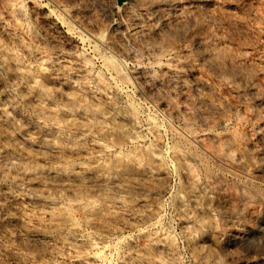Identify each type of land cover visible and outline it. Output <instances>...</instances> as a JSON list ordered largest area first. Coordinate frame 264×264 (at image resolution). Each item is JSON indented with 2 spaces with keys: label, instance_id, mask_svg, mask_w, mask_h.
Returning <instances> with one entry per match:
<instances>
[{
  "label": "rangeland",
  "instance_id": "374dc122",
  "mask_svg": "<svg viewBox=\"0 0 264 264\" xmlns=\"http://www.w3.org/2000/svg\"><path fill=\"white\" fill-rule=\"evenodd\" d=\"M263 219L264 0H0V264H264Z\"/></svg>",
  "mask_w": 264,
  "mask_h": 264
},
{
  "label": "bare ground",
  "instance_id": "6f19581e",
  "mask_svg": "<svg viewBox=\"0 0 264 264\" xmlns=\"http://www.w3.org/2000/svg\"><path fill=\"white\" fill-rule=\"evenodd\" d=\"M53 15H54V14H53ZM58 15H59V14H58ZM61 17H62V16H60V18H61ZM132 17H133V16H132ZM132 17H131V18H132ZM60 18H59V19H60ZM135 18H136V17H135ZM132 19H134V18H132ZM130 20H131V19H130ZM139 20H140V19H139ZM151 20H152V19H151ZM164 20H165V19H164ZM134 21H135V20H134ZM134 21L132 20V22H134ZM137 21H138V20H137ZM165 21H167V20H165ZM169 21H170V20H169ZM141 22H142V21H141ZM160 22H162V21H160ZM129 23H130V22H129ZM138 23H139V21H138ZM138 23H137V24H138ZM70 24H71V23H70ZM142 24H143V23H142ZM152 24H153V23H152ZM158 24H160V23H158ZM165 24H166V23H165ZM120 25H121V24H120ZM127 25H128V24H127ZM130 25H131V24H130ZM133 25H134V24H133ZM135 25H136V24H135ZM168 25H169V24H168ZM170 25H171V24H170ZM170 25H169V26H170ZM122 26H124V25H122ZM139 26H141V24H140ZM163 26H164V25H163ZM165 26H166V25H165ZM169 26H168V27H169ZM70 27H71V26H70ZM70 27H68V28H70ZM132 27H134V26L131 25V28H132ZM135 27H136V26H135ZM142 27H143V26H142ZM72 28H74V27H72ZM122 28H123V27H122ZM128 28H129V27H128ZM136 28H137V29L135 30V32L138 30V31H140V32H139L140 34H141V32H142L143 30H145V29H142L141 27L138 28V26H137ZM144 28H145V27H144ZM163 28H164V27H163ZM163 28H162V30H163ZM74 29H75V28H74ZM125 29H126V28H125ZM132 29H133V28H132ZM168 29H169V28H168ZM168 29H167V27H166V29H164V32H163V31H161V32H163V33H167L166 30H168ZM170 29H171V28H170ZM69 30H70V29H69ZM75 30H78V29H75ZM128 30H129V29H128ZM141 30H142V31H141ZM66 31H67V29H66ZM78 31H79V30H78ZM165 31H166V32H165ZM168 31L170 32V30H168ZM143 32H146V31H143ZM161 32H159V33H161ZM66 33H67V32H66ZM69 33H70V32H69ZM123 33H124V32H123ZM126 33H128V32H126ZM129 33H130V32H129ZM132 33H133V35H135L134 32H132ZM159 33H158V34H159ZM74 34H75V33H74ZM136 34H137V33H136ZM79 35H80V33H78V36H79ZM82 35H83V38L88 42V44H90V43H97V44H98V43H102V41L104 40V38H103V40H102V35H101L100 33H99V34H94V33H91V32H88V33L84 32V33H83V31H82ZM161 36H163V35H161ZM134 37H136V36H134ZM104 41H105V40H104ZM107 41H108V40H107ZM105 42H106V41H105ZM103 43H104V42H103ZM105 44H107V43H105ZM105 44H104V45H105ZM90 45H91V44H90ZM93 45H94V44H93ZM101 45H102V44H101ZM94 46H95V45H94ZM105 46H106V45H105ZM108 46H109V45H108ZM92 47H93V46H92ZM94 48H95V47H94ZM102 48H103V47H102ZM108 48H109V47H108ZM96 50H97V48H96ZM93 51H94V50H93ZM87 52H88V51H87ZM90 52H91V51H90ZM103 52H104V51H103ZM87 54H88V53H87ZM87 54H85V55L87 56ZM94 55H95V53H94ZM94 55H93V57H95ZM106 55H107V54H106ZM91 56H92V55H91ZM91 56H90V57H91ZM97 56L99 57V55H97ZM97 56H96V57H97ZM100 56H101V55H100ZM108 56H109V54H108ZM87 57H88V56H87ZM90 57H89V59H92V58H90ZM96 57H95V58H96ZM98 57H97V58H98ZM102 57H103V59H104V57H107V56H103V54H102L101 59H102ZM110 57H111V56H110ZM110 57H109V58H110ZM116 57H117V56H115L113 60L111 59V61L107 60L108 58H107V59L105 58V60H106L107 62H109V63H107V65H108L109 69L112 71V72H111V71L109 70L110 73H112V75L117 79V81L121 82V84H122V80L124 81L126 77H127V78H129V77H128V75L126 76V73H127V72L125 73V70L122 69V68H123V65H122L123 63H122V61H121L120 59H116ZM85 58H86V57H85ZM97 58H96V59H97ZM117 58H118V57H117ZM89 59H88V60H89ZM174 59H175V58H174ZM88 60H86V62H87ZM105 60H104V61H105ZM179 60H182V59H179ZM179 60L176 58L173 62L170 61V60H169V61L172 62L171 64H174V63H175V64L177 65L178 63H180ZM92 61H93V59H92ZM96 61H97V60H96ZM106 61H105V62H106ZM55 62H56V61H55ZM93 62H94V61H93ZM170 62H167V64H169ZM53 63H54V62H53ZM56 63H57V62H56ZM87 63H88V62H87ZM103 64H105V63L103 62ZM171 64H169V67H170ZM58 65H59V64H58ZM60 65H62V63H60ZM64 65H65V64H64ZM64 65H63V66H64ZM124 66H125V68H126V66H127V70L129 69V68H128L129 66H128L127 62H126V64H125ZM167 66H168V65H167ZM174 66H175V65H174ZM178 66H179V65H178ZM172 67H173V66H172ZM179 67H180V66H179ZM179 67H178V68H179ZM181 67H182V66H181ZM100 68H101V67H100ZM104 68H105V66H104ZM167 68H168V67H167ZM175 68H176V66H175ZM105 69H106V68H105ZM107 69H108V68H107ZM165 69H166V68H165ZM173 69H174V68H173ZM103 70H104V69H103ZM127 70H126V71H127ZM129 70H130V69H129ZM169 70H170V69H169ZM106 71H107V70H106ZM167 71H168V70H167ZM167 71H166V72H167ZM170 71H172V70H170ZM129 72H130V71H129ZM129 72H128V73H129ZM141 72H142V71H141ZM149 72H150V71H149ZM149 72H148V73H149ZM166 72H165V73H166ZM105 73H106V72H105ZM128 73H127V74H128ZM170 73H173V72H170ZM170 73H169V74H170ZM97 74H98V73H97ZM97 74H96V75H97ZM143 74H145V73H143ZM169 74H168V76H169ZM104 75H105V74H104ZM171 75H172V74H171ZM145 76H146V74H145ZM166 76H167V75H166ZM98 77H100V76H98ZM105 77H106V75H105ZM107 77H108V75H107ZM114 77H113V78H114ZM140 77H142V76H140ZM172 77H173V76H172ZM101 78H103V77L101 76ZM101 78H98V79H100V80H99L100 83H101V82L103 83V81H104V83L107 82L106 79H105V80H106V81H105L104 78H103V79H101ZM169 78H170V77H169ZM107 79H108V78H107ZM145 79H146V78L144 77L143 80L145 81ZM170 79H171V78H170ZM109 80H110V79H109ZM113 80H114V79H113ZM127 80H129V79H127ZM143 80H142V81H143ZM149 80H150V79H149ZM151 80H152V79H151ZM115 81H116V80H115ZM130 81H131V80H129V83H131ZM81 83H82V81L79 82V84H81ZM102 83H101V85L98 83V84L100 85V87H101V86L103 87L104 83H103V84H102ZM123 83H124V82H123ZM140 83H141V82H140ZM115 84H116V82H115ZM115 84H114V85H115ZM121 84H120V85H121ZM125 84H126V83H125ZM131 84H132V83H131ZM138 84H139V82H138ZM146 84H147V82H146ZM111 85H112V84H111ZM126 85H127V84H126ZM140 85H141V84H140ZM197 85H198V84H197ZM84 86H85V85H84ZM84 86L82 85V87L80 86V88L82 89V88H84ZM87 86H88V85H86L85 88H86ZM138 86H139V85H138ZM138 86H137V87H138ZM207 86H208V84H207L205 81L200 80V87H205V88H206ZM112 87H113V85H112ZM120 87H122V86H120ZM120 87H119V88H120ZM135 87H136V85H135ZM141 87H142V86H141ZM208 87H209V86H208ZM109 88H110V87H109ZM115 88H116V87H115ZM138 88H139V87H138ZM87 89H88V87H87ZM117 89H118V88H117ZM125 89H126V88H124V90H125ZM128 89H130V88H128ZM135 89H136V88H135ZM88 90H89V89H88ZM92 90H93V89H92ZM94 90H95V89H94ZM94 90H93V92H94ZM108 90H109V89H108ZM110 90H111V88H110ZM119 90H120V89H119ZM126 90H127V89H126ZM126 90H125V91H126ZM137 90H138V89H137ZM97 91H98L99 93H97L96 91H95L96 93H95V92H94V93L92 92V93H93V96H94V94H96L97 97H101V98L105 99V102H107V103H109V104H115L114 107L116 106V102H115L113 99H111V97H113V96L115 97V95H113V96H111V97L108 96V95L116 94V93H111V94H110V93H108V94L102 93V91L104 92L103 88H102L100 91H99V89L97 88ZM106 91H107V90H106ZM131 91H132V90H131ZM133 91H134V90H133ZM133 91H132V92H133ZM89 92H90V91H89ZM109 92H110V91H109ZM121 92H122V91H121ZM125 93H126V92H125ZM135 93H136V90H135ZM135 93H134V94H135ZM117 94H118V93H117ZM128 94H129V93H128ZM128 94L126 93V95H128ZM119 95H120V94H119ZM119 95H118V96H119ZM128 96H131V95L129 94ZM128 96H127V97H128ZM133 96H135V95H132V97H133ZM101 98H100V99H101ZM121 98H122V97H121ZM121 98L118 97V99H120V100H121ZM124 98H125V97H124ZM115 99H116V98H115ZM126 99H127V98H126ZM124 100H125V99H123V101H124ZM129 100H130V99H129ZM132 100H133V99H132ZM130 101H131V100H130ZM130 101H129V103H130ZM105 102H104V103H105ZM117 102H118V101H117ZM119 102H120V101H119ZM127 102H128V100H127ZM131 103H132V101H131ZM131 103H130L129 105H131ZM133 104H134V103H133ZM133 104L131 105L132 108L134 107ZM106 105H107V104H106ZM126 105H127V104H126ZM112 106H113V105H112ZM117 106H118V105H117ZM120 106H121V105L119 104V107H120ZM136 106L138 107V105H136ZM114 107H113V108H114ZM127 107H128V106H127ZM134 108H135V107H134ZM134 108H133V109H134ZM133 109H132V110H133ZM136 109H137V108H136ZM118 110H119V109H118ZM121 110H122V109H121ZM121 110H120V111H121ZM129 110H131V109H129ZM134 110H135V109H134ZM137 111H139V110H137ZM126 112H127V111H126ZM126 112H125V114H126ZM128 112H129V111H128ZM128 112H127V117H129V119H131V121H132V120H136L135 118L139 117V116L135 117V116H136V115H135L136 113L133 114V116H131V114H128ZM133 112H134V111H133ZM122 113H123V112H122ZM128 115H129V116H128ZM134 115H135V116H134ZM130 116H131V117H130ZM127 117L124 116V118H127ZM153 117H154V116H153ZM153 117H152V118H153ZM148 118H149V117H148ZM154 118H155V117H154ZM127 119H128V118H127ZM138 120H140V119L138 118ZM138 120H136V121L138 122ZM148 121H150V120H148ZM151 121H152V120H151ZM151 121H150V122H151ZM153 121H154V123H155V119H153ZM133 122H134V121H133ZM154 123H153L152 125H154ZM156 123H157V120H156ZM136 124L139 125V122L136 123ZM140 124H141V120H140ZM145 124H147V123H145ZM158 124H159V122H158ZM160 124H161V123H160ZM160 124H159V125H160ZM148 125H149V122H148ZM148 125H147V126H148ZM155 125H156V124H155ZM159 125H156V126H159ZM147 126H146V127H147ZM150 126H151V125H150ZM150 126H149V127H150ZM153 127H154V126H153ZM161 127H162V125H161ZM147 128H148V127H147ZM163 128H164V127H163ZM151 129H154V128H151ZM159 129H160V127H159ZM174 129H175V127H174ZM149 130H150V129H149ZM154 130H155V129H154ZM154 130H153V131H154ZM176 130H177V132H178V129H175L174 131H176ZM156 131H158V129H157ZM156 131H155V132H156ZM182 131H183V129H182ZM182 131H181V133H182ZM160 132H161V129H160ZM172 132H173V131H172ZM184 132H185V130L183 131V133H184ZM187 132H188V131H187ZM178 133H179V132H178ZM183 133H182V134H183ZM186 134L191 135L190 133H186ZM182 136H183V135H182ZM175 137H176V136H175ZM189 137H190V136H189ZM176 138H179V137H176ZM182 139H183V138H182ZM182 139L179 138V140H178V139H175V140L180 141V140H182ZM192 140H193V139H192ZM194 140H195V139H194ZM196 141H197V140H196ZM186 144H187V142H186ZM192 145H193V144H192ZM230 145H231V144H230ZM227 148H228V147H227ZM175 149H176V148H175ZM177 149L179 150L180 147H179V148L177 147ZM228 149L230 150V149H232V147L229 146ZM182 150H183V149H182ZM182 150H181V151H182ZM185 150H186V149H185ZM179 151H180V150H179ZM230 151H231V150H230ZM223 152H225V150H224ZM225 153H226V155H231V154H227V153H230V152H225ZM225 153H224V155H225ZM231 153H232V152H231ZM183 154H184V153H183ZM195 154H196V153H195ZM232 156H233V155H232ZM241 156H242V155H241ZM228 157H230V156H228ZM241 158H242V157H241ZM241 160H242V159H241ZM244 195H245V194H244ZM159 217H160V216H159ZM159 219H162V218L160 217ZM263 220H264V219H263ZM161 221H162V220H161ZM258 222H259V221H258ZM159 223H160V222H159ZM159 223H158V224H159ZM155 224H156V223H155ZM151 225H152V224H151ZM159 225H161V224H159ZM157 227H158V226H157ZM158 228H159V227H158ZM158 228H156V229H158ZM154 230H155V229H154ZM152 231H153V230H152ZM150 232H151V231H150ZM153 233H154V232H153ZM150 234H152V233H150ZM158 234H160V235L162 236L161 232H159ZM158 234H157V232L154 233V236L152 237V242H155L156 239H159V238L161 237V236L158 235ZM41 235H42V234H41ZM39 237H41V236H39ZM42 238L45 239V238H47V237H45V235H42ZM84 238H85V237H84ZM91 240H92V239H91ZM91 240H90V241H91ZM127 242H128V241H127ZM152 242H151V243H152ZM160 242H161L162 244L164 243V242H162V241H160ZM160 242H159V243H160ZM155 243H157V242H155ZM155 243H153V245H154ZM95 244H96V242H95ZM104 245H105V244H104ZM128 245H129V243H128ZM153 245H152V246H153ZM95 246H96V245H95ZM109 246H110V245H109ZM126 246H127V245H126ZM157 246H158V245H157ZM120 247H122V246H120ZM162 247H163V246H162ZM104 248H105V247H104ZM118 248H119V246H118ZM118 248H117V249H118ZM154 248H155V247H154ZM119 249H120V248H119ZM111 250H112V249H111ZM123 251H124V250H123ZM118 252H119V250H118ZM106 253H107V252H106ZM112 253H113V252H112ZM101 254H102V253H101ZM104 254H105V253H104ZM104 254H102V256H103ZM121 254H122V253H121ZM110 255H111V252H110ZM98 256L100 257V255L97 253V257H98ZM120 256H121V255H120ZM95 257H96V256H95ZM97 257H96V258H97ZM99 257H98V258H99ZM108 257H109V256H108ZM115 257H116V256H115ZM123 257H124V256H123ZM123 257H120V258L123 259L122 261L125 260ZM101 258H102V257H101ZM104 259H105V258H104ZM78 260H79L80 262L77 263V264H82V263H83L82 259H79V258H78ZM97 260H98V259H97ZM100 260L102 261V259H100ZM108 260H109V259H108ZM103 261H104V260H103ZM109 261H112V260H109ZM122 261H121V262H122ZM77 262H78V261H77ZM81 262H82V263H81ZM124 262L127 263V264H129V262H128L127 260L124 261ZM102 263L104 264L105 261L102 262ZM108 263L110 264V262H108ZM125 263H124V264H125ZM122 264H123V263H122Z\"/></svg>",
  "mask_w": 264,
  "mask_h": 264
}]
</instances>
